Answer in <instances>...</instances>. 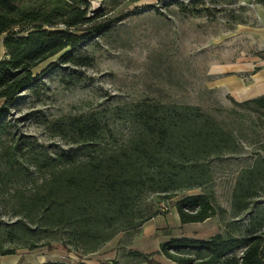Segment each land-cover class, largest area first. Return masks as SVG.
<instances>
[{
    "label": "rangeland",
    "instance_id": "rangeland-1",
    "mask_svg": "<svg viewBox=\"0 0 264 264\" xmlns=\"http://www.w3.org/2000/svg\"><path fill=\"white\" fill-rule=\"evenodd\" d=\"M88 1L89 15L103 11L115 17L109 32L48 58L32 69L37 78L33 86L15 99H0V163L13 145L23 153L21 177L5 183L0 172V225L16 220L15 195L28 196L44 177L45 171L29 167V156H52L75 147L71 134L60 130L66 118L95 113L120 141L131 130L116 119V107L146 101L197 106L235 130L241 151L212 160L211 180L205 187L176 192L170 199L146 194L140 210L143 217H153L136 230L119 232L93 252H85L63 230L42 233L33 249L7 242L0 234V251L6 253L0 255V264H178L159 252L171 239L208 240L220 235L243 240L263 233L264 193L242 211L233 209L231 202L241 169L256 155L264 156V129L247 109L236 108L242 122L231 115L235 105L224 94L206 90L201 69L205 52L214 45L224 47L234 39L237 50H243L245 43L250 47L258 40L250 32L261 28L264 14L259 8L264 0ZM3 38L0 58L5 56ZM196 194L211 196L215 215L201 223L181 224L173 204ZM244 250L241 244L229 257L238 260Z\"/></svg>",
    "mask_w": 264,
    "mask_h": 264
},
{
    "label": "trees",
    "instance_id": "trees-1",
    "mask_svg": "<svg viewBox=\"0 0 264 264\" xmlns=\"http://www.w3.org/2000/svg\"><path fill=\"white\" fill-rule=\"evenodd\" d=\"M89 10L88 0H0L5 50L0 60V99H15L33 86L37 78L32 69L48 58L109 32L115 17L103 11L89 15ZM232 105L230 114L236 119L243 121L236 108L247 109L264 129V96ZM114 115L130 125L123 140H116L95 113L80 115L66 118L60 129L74 138V148L52 156H29V167L45 174L28 196L15 195L17 218L0 225L4 240L33 249L42 233L63 230L85 252H93L119 232L136 230L153 217H143L140 210L146 194L170 199L176 192L205 187L212 176L210 162L241 151L235 130L197 106L146 101L116 107ZM22 154L16 144L4 155L0 172L5 183L22 176ZM263 193L264 156L258 154L236 177L231 206L245 210ZM173 207L181 224L201 223L215 215L206 194L182 196ZM241 244L242 256L230 258ZM159 252L178 264H264V232L243 240L220 235L208 240L171 239Z\"/></svg>",
    "mask_w": 264,
    "mask_h": 264
},
{
    "label": "crops",
    "instance_id": "crops-1",
    "mask_svg": "<svg viewBox=\"0 0 264 264\" xmlns=\"http://www.w3.org/2000/svg\"><path fill=\"white\" fill-rule=\"evenodd\" d=\"M259 11L264 14V6ZM250 34L258 37L250 47L245 43L247 48L237 50L234 46L236 40L230 39L228 45L218 48L214 45L203 57L201 71L206 77L204 87L224 94L231 104L264 96V20L261 28L251 30ZM1 47L3 55L2 44Z\"/></svg>",
    "mask_w": 264,
    "mask_h": 264
}]
</instances>
